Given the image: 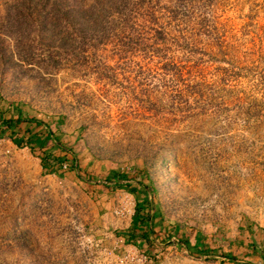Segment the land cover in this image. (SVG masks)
<instances>
[{
  "label": "rangeland",
  "instance_id": "1",
  "mask_svg": "<svg viewBox=\"0 0 264 264\" xmlns=\"http://www.w3.org/2000/svg\"><path fill=\"white\" fill-rule=\"evenodd\" d=\"M112 2L50 49L0 0V117L49 124L92 176L44 175L0 136V264H264V0ZM110 171L131 187L108 188ZM146 196L151 247L125 236Z\"/></svg>",
  "mask_w": 264,
  "mask_h": 264
},
{
  "label": "trees",
  "instance_id": "2",
  "mask_svg": "<svg viewBox=\"0 0 264 264\" xmlns=\"http://www.w3.org/2000/svg\"><path fill=\"white\" fill-rule=\"evenodd\" d=\"M16 5L13 7L14 13L17 19L21 23L31 25L37 34L47 33L49 35L48 48L53 49L54 42L58 41L62 46L66 45V42L70 34L79 36L83 32L90 30L92 27L98 26V19L95 13L99 12L102 8L99 4V0H94L91 4H86L83 0H14ZM111 2L110 7H116L117 2L112 0H106ZM103 7V6H102ZM104 8V7H103ZM105 9V8H104ZM63 27H67L66 30H71L68 34H63L59 29L63 24ZM67 35V36H65ZM52 38V39H51ZM53 43V44H52ZM41 44V43H40ZM52 44V46L50 45ZM45 46L44 44H41ZM42 130L41 133H38ZM8 134L12 142L18 147L22 148L28 146L31 153L40 159L42 174L47 175L60 171L61 164L66 162L69 166V170H72L76 174L77 178L86 182H89L92 176L84 172L79 166L77 155L70 146L64 145L58 141L57 136L51 132L49 124L31 118L28 114L23 113L18 109L17 118L0 117V136ZM47 144L52 142L51 150L42 147L36 148L35 143ZM52 148H56L59 153L64 156L60 157L56 155V152L52 151ZM45 149V150H44ZM71 157V158H69ZM108 178L105 180L110 184L108 188H124L131 187L128 176H124L115 171H110ZM147 180L149 181L148 176ZM126 181L122 184V181ZM139 185L143 188H132L133 194H141L144 191L146 195L150 194L152 199L154 198V188L148 184L144 185L139 182ZM134 187V186H133ZM142 191V192H141ZM145 197V196H144ZM147 196L145 200H139L136 202L135 211L132 216V223L128 231L126 232L127 243H135L137 246H153L155 240L161 239L160 234H157L154 230V202ZM175 224L172 223L171 226ZM180 243L189 246V243L183 241ZM191 255H197L196 249L189 248ZM252 254H259L264 261V253L261 247L257 246L254 242L251 244ZM222 258L232 263L238 264V259L231 254H222Z\"/></svg>",
  "mask_w": 264,
  "mask_h": 264
},
{
  "label": "built area",
  "instance_id": "3",
  "mask_svg": "<svg viewBox=\"0 0 264 264\" xmlns=\"http://www.w3.org/2000/svg\"><path fill=\"white\" fill-rule=\"evenodd\" d=\"M126 210L124 209V208H122V209H120V210H118L117 212H115L117 215H119V216H121V217H124L126 214L125 213H128V211L127 212H125ZM135 211V210H134ZM134 214V213H133ZM142 260V262H152V259L151 258H148V257H144V258H142L141 259Z\"/></svg>",
  "mask_w": 264,
  "mask_h": 264
},
{
  "label": "crops",
  "instance_id": "4",
  "mask_svg": "<svg viewBox=\"0 0 264 264\" xmlns=\"http://www.w3.org/2000/svg\"><path fill=\"white\" fill-rule=\"evenodd\" d=\"M134 188L138 189L139 187H135V186H134ZM155 221H156V220H155ZM131 223H132V220H131V222H130V226H131Z\"/></svg>",
  "mask_w": 264,
  "mask_h": 264
}]
</instances>
